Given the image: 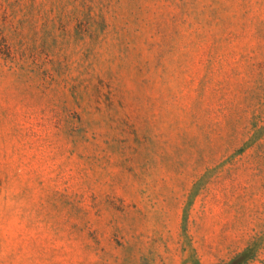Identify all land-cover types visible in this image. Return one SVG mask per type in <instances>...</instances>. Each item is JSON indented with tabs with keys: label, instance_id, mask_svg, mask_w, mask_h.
Instances as JSON below:
<instances>
[{
	"label": "rangeland",
	"instance_id": "rangeland-1",
	"mask_svg": "<svg viewBox=\"0 0 264 264\" xmlns=\"http://www.w3.org/2000/svg\"><path fill=\"white\" fill-rule=\"evenodd\" d=\"M264 264V0H0V264Z\"/></svg>",
	"mask_w": 264,
	"mask_h": 264
},
{
	"label": "trees",
	"instance_id": "trees-1",
	"mask_svg": "<svg viewBox=\"0 0 264 264\" xmlns=\"http://www.w3.org/2000/svg\"><path fill=\"white\" fill-rule=\"evenodd\" d=\"M197 264H199V263H197Z\"/></svg>",
	"mask_w": 264,
	"mask_h": 264
}]
</instances>
